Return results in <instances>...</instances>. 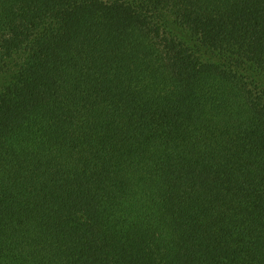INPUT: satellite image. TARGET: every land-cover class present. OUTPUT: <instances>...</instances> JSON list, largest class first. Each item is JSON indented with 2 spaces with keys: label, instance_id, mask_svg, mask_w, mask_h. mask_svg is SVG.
I'll list each match as a JSON object with an SVG mask.
<instances>
[{
  "label": "trees",
  "instance_id": "1",
  "mask_svg": "<svg viewBox=\"0 0 264 264\" xmlns=\"http://www.w3.org/2000/svg\"><path fill=\"white\" fill-rule=\"evenodd\" d=\"M0 264H264V0H0Z\"/></svg>",
  "mask_w": 264,
  "mask_h": 264
}]
</instances>
